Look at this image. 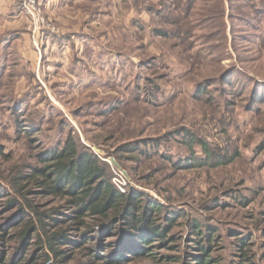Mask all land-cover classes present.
I'll return each mask as SVG.
<instances>
[{
  "label": "rangeland",
  "instance_id": "374dc122",
  "mask_svg": "<svg viewBox=\"0 0 264 264\" xmlns=\"http://www.w3.org/2000/svg\"><path fill=\"white\" fill-rule=\"evenodd\" d=\"M40 5L45 22L37 40L26 16L9 14L0 24V193L31 189L24 175L36 156L73 137L102 152L121 193L135 188L183 215L152 258L125 264H196L195 220L218 231L213 259H235L240 235L264 264V0ZM182 130L240 157L227 166L181 167L189 151L176 140L161 151L179 167L119 151ZM36 202L49 209L58 200ZM118 233L87 245L114 257L125 228ZM65 249L68 264L93 263L83 248Z\"/></svg>",
  "mask_w": 264,
  "mask_h": 264
},
{
  "label": "trees",
  "instance_id": "16d2710c",
  "mask_svg": "<svg viewBox=\"0 0 264 264\" xmlns=\"http://www.w3.org/2000/svg\"><path fill=\"white\" fill-rule=\"evenodd\" d=\"M172 140L188 147V155L178 161L181 167L227 166L240 157L237 152L228 158L222 148L210 145L188 130L147 142H132L119 151L130 154L135 161L158 156L179 167L172 157L161 151ZM196 146L201 149L198 151ZM101 153L69 137L64 146L36 156L37 165L24 175L26 182L32 184L31 189L25 185L16 195L7 191L0 193V200L4 199L0 201L3 202L0 203V264H68L72 257L68 256L66 246L88 251L92 255L91 264H125L130 257L152 258L153 250L158 247L156 242L163 244L172 239L171 230L183 215H177L174 208L167 212L166 205L156 203L135 188L121 193ZM42 197L58 202L46 209L36 202V198ZM213 202L215 206L220 205L217 198ZM161 219L163 222H159ZM122 227L126 235L119 246L121 253L117 252L116 256L104 255L98 249L94 252V247L87 245L100 234L103 237L109 232L118 235ZM203 228H207L206 232ZM191 232L194 249L198 252L193 260L196 264H258L256 255L246 248L249 243L245 236L237 237L241 250L236 258L225 262L208 255L218 245V231L213 234L211 225L195 220Z\"/></svg>",
  "mask_w": 264,
  "mask_h": 264
},
{
  "label": "built area",
  "instance_id": "2783aa9c",
  "mask_svg": "<svg viewBox=\"0 0 264 264\" xmlns=\"http://www.w3.org/2000/svg\"><path fill=\"white\" fill-rule=\"evenodd\" d=\"M40 6H41L40 0H21V7H22L21 15L26 16L27 18L30 19L33 25L34 39L39 37L40 31H41V25L45 22V18L42 14V10ZM122 177H123L122 180L125 182L123 174H122Z\"/></svg>",
  "mask_w": 264,
  "mask_h": 264
},
{
  "label": "crops",
  "instance_id": "0c3cea01",
  "mask_svg": "<svg viewBox=\"0 0 264 264\" xmlns=\"http://www.w3.org/2000/svg\"><path fill=\"white\" fill-rule=\"evenodd\" d=\"M15 3L16 0H0V24L3 23L5 16L9 21V14L12 18H16L17 16L21 17V7Z\"/></svg>",
  "mask_w": 264,
  "mask_h": 264
},
{
  "label": "water",
  "instance_id": "95a60500",
  "mask_svg": "<svg viewBox=\"0 0 264 264\" xmlns=\"http://www.w3.org/2000/svg\"><path fill=\"white\" fill-rule=\"evenodd\" d=\"M111 162H112V164H114L115 166L118 167V164H117V162L114 159H112Z\"/></svg>",
  "mask_w": 264,
  "mask_h": 264
}]
</instances>
